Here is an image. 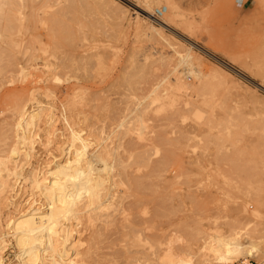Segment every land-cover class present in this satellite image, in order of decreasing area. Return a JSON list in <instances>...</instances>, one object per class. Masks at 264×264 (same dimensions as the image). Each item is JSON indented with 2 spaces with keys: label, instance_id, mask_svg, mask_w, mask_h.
<instances>
[{
  "label": "rangeland",
  "instance_id": "374dc122",
  "mask_svg": "<svg viewBox=\"0 0 264 264\" xmlns=\"http://www.w3.org/2000/svg\"><path fill=\"white\" fill-rule=\"evenodd\" d=\"M11 1L0 10V157L29 177L67 158L72 131L90 138L87 157L103 153L110 165L106 206L79 203L80 221H70L77 247L55 259L226 264L211 249L220 232L253 238L230 264H264V0ZM26 101L42 113L31 150L16 140ZM14 144L23 148L13 157ZM0 167L13 199L0 203L4 257L24 264L8 220L31 200L48 205L30 180L14 198L15 173Z\"/></svg>",
  "mask_w": 264,
  "mask_h": 264
},
{
  "label": "bare ground",
  "instance_id": "6f19581e",
  "mask_svg": "<svg viewBox=\"0 0 264 264\" xmlns=\"http://www.w3.org/2000/svg\"><path fill=\"white\" fill-rule=\"evenodd\" d=\"M9 0H0V10L2 8H4L7 4ZM16 1V0H15ZM37 1V0H36ZM11 0H10V4H11ZM51 2V1H50ZM32 3V2H31ZM15 4V3H13ZM54 4V3H51ZM12 5V4H11ZM14 6V5H13ZM23 6V5H22ZM52 6V5H51ZM56 6V4L54 5ZM10 7V6H9ZM16 6H14L13 8H15ZM23 8V7H22ZM52 8V7H51ZM49 8V9H51ZM54 8V7H53ZM7 9V7H6ZM21 9V8H20ZM13 10V9H12ZM53 10V9H51ZM5 11V10H3ZM19 11V8H18ZM33 11V10H32ZM45 11V10H44ZM145 11V10H144ZM20 12V11H19ZM17 12V13H19ZM53 13V12H52ZM56 13V12H55ZM22 14V13H21ZM57 14V13H56ZM61 14V13H60ZM148 14V12H147ZM149 15L152 17L153 15L151 13H149ZM148 15V16H149ZM4 16V15H3ZM21 17V16H20ZM68 18V17H67ZM153 18V17H152ZM23 19V18H22ZM3 20V19H2ZM2 20H0V25L2 24ZM20 21V20H19ZM162 21V20H161ZM5 22V19H4ZM165 22V21H164ZM18 23V22H17ZM161 22H159L160 24ZM167 23V22H165ZM15 24V23H14ZM13 24V25H14ZM162 24V23H161ZM164 25V24H163ZM11 26V25H10ZM174 26V25H173ZM163 27V26H162ZM6 28V27H5ZM12 28V26H11ZM44 28V27H43ZM50 28V27H49ZM14 29V28H13ZM24 29V28H23ZM9 30V28H8ZM12 31V30H10ZM3 32V31H2ZM1 32V33H2ZM6 33V32H5ZM2 35V34H1ZM12 36V34H10ZM2 37V36H1ZM9 37V35H8ZM18 37V36H17ZM24 38V37H23ZM11 39V38H10ZM1 40V39H0ZM6 41V40H5ZM4 41V42H5ZM7 41H9V39H7ZM2 43V42H1ZM164 43V42H163ZM182 43V42H181ZM3 44V43H2ZM2 44H0V50L5 47ZM9 44V43H8ZM5 45V44H4ZM7 45V44H6ZM13 45V44H11ZM8 46V45H7ZM11 47V46H9ZM157 47V46H156ZM165 47V46H164ZM6 48V47H5ZM15 48V47H14ZM161 47H159L160 49ZM10 48H8L9 50ZM13 49V48H12ZM11 49V50H12ZM11 50L10 53H11ZM176 50V49H175ZM14 51V50H13ZM7 52V50L5 52H1L2 54H5ZM13 53V52H12ZM11 53V54H12ZM179 53V50H178ZM3 56V55H1ZM0 56V57H1ZM192 56V55H191ZM39 57V56H38ZM190 58V57H189ZM1 59V58H0ZM31 59V58H30ZM9 61V65L13 63V61L11 59H8ZM31 61V60H30ZM51 63V62H50ZM8 65V66H9ZM165 65V64H164ZM47 67H49L47 65ZM23 70V69H22ZM52 70V69H51ZM15 72V71H14ZM13 75V74H11ZM187 75V74H186ZM26 78V77H25ZM24 78V79H25ZM58 79V78H57ZM175 79V78H174ZM178 79H180L178 77ZM194 80V79H193ZM186 81V80H185ZM169 83V82H168ZM179 86V82H177V84ZM177 86V87H178ZM179 88V87H178ZM181 89V87H180ZM39 91V90H38ZM80 98V97H79ZM29 99V98H28ZM30 101L33 100L32 98L29 99ZM36 100V99H35ZM18 102V101H17ZM27 102L25 104H19L20 107L18 109V107H16V110H19V120L18 123H16V131H19V134H17L16 136H18V138L16 140H18V143L21 142L23 144H25L26 146L29 145L31 149H33L32 147H34V143L36 141V137L35 134L32 135L33 133H35L33 131V133H31L32 131L29 130L30 127L35 123V121L38 117H42V113L40 110H31L29 111V107H27ZM20 103V101H19ZM23 103V102H21ZM37 103V102H36ZM74 103V102H73ZM18 105V103H16ZM67 104V103H66ZM16 105V106H17ZM18 105V106H19ZM38 105V104H37ZM52 106V105H51ZM31 107V106H30ZM36 107V106H35ZM42 106H40L41 108ZM43 108V107H42ZM51 109V108H49ZM49 115V113H47ZM46 116V113H45ZM69 116V115H68ZM52 117H54L52 115ZM80 118V117H79ZM160 118V117H159ZM18 119V117H17ZM42 119V118H41ZM45 119V118H44ZM49 119V118H48ZM161 119V118H160ZM46 120V119H45ZM64 120H67L66 117L64 118ZM42 121V120H41ZM81 121V120H80ZM44 122V121H43ZM42 122V123H43ZM68 122V120H67ZM70 122V120H69ZM38 123V122H36ZM141 123V122H140ZM14 124V123H13ZM32 124V125H31ZM47 124V123H46ZM67 124V123H65ZM70 124V123H69ZM80 124V123H79ZM85 124V123H84ZM31 125V126H30ZM35 125V124H34ZM45 125V124H44ZM38 126V125H36ZM34 126V127H36ZM48 126V125H47ZM69 126V125H67ZM84 126V125H83ZM5 127V126H4ZM45 127V126H44ZM49 127V126H48ZM47 127V128H48ZM33 127H31L32 129ZM18 129V130H17ZM52 129V128H51ZM48 130V129H47ZM54 130V129H53ZM74 130V129H73ZM81 130V129H80ZM8 131V130H6ZM38 132V131H37ZM43 132V131H42ZM48 132V131H47ZM72 132V131H71ZM70 135L72 138V144L70 142V144L72 145L71 149L68 150V153L66 154L67 158L60 162L58 161H54L55 165L52 167H49L48 169H46L45 171H43V169H33L30 172L29 177H27V175L24 177V171L23 172H16L15 171V166L17 169L18 164L20 163V167L23 166L21 164V162L16 161V164L14 166V171L10 170V165L9 168L7 167V158L6 160L2 157H0V166H5L4 170L7 171L8 176H11V172H13L12 174L14 175V181H13V185L12 187H10L11 189H13L12 192H14V198L17 196L16 194H21V192H23L25 190V186L27 181L30 180L29 183H32V187L33 190L38 191L37 193L40 194V196H44L46 199V203H47V207L48 209L46 210L44 207V203H37L35 204L36 200L34 201H30L28 203H33L34 205H30L29 204V208L27 209H21L20 210V216L16 219L13 217H10L8 220V226H12L15 229H13V232H15L14 230H16V233L14 234V236H16L15 239L16 240V244H18V247H21V251H22V257H23V261L24 264H36L38 263L39 260L44 258H47L46 255L48 256V259H52V263L50 264H61V260L63 259L62 256L65 255V257H68L67 255H69V247L71 246V249L74 250V241L72 242V238L74 229L77 227L71 224L70 221H72L71 219H74L72 216L74 215H78L79 210L77 211V209L80 206V202H82L83 199L87 198L88 201L90 202V206L91 209L93 208V204H102L101 207L104 205L106 206V203L104 204V201L102 199V192L101 189L102 187H104L106 179L102 176V172L104 170H107V168L110 166H108V162L107 159L105 157H103V153L102 154H98L97 152H95V154H89L92 155V157L90 158L89 155L88 157L86 156L87 152H88V147H90V145L92 144L91 142H88V140L90 138L86 137L83 138V135H80V133H74ZM81 132V131H79ZM83 132H84V128H83ZM82 133V132H81ZM51 134V133H49ZM1 135V134H0ZM4 135V134H3ZM85 135V134H84ZM44 136V135H43ZM63 136V135H62ZM83 136V137H82ZM50 137V136H49ZM42 138V137H41ZM62 138V137H61ZM64 138V137H63ZM88 138V140H87ZM15 140V141H16ZM39 140V139H38ZM44 140V139H43ZM63 141V140H62ZM92 141V140H91ZM253 141V140H252ZM9 142V141H8ZM48 142V141H47ZM46 142V144H47ZM67 142V141H66ZM158 142V141H157ZM17 143V142H15ZM79 143L80 146L77 147V144ZM91 143V144H90ZM260 143V142H259ZM9 144V143H8ZM22 144V145H23ZM48 144H50L48 142ZM61 144V143H60ZM59 144V145H60ZM63 144V142H62ZM2 145V144H1ZM17 145V144H16ZM57 145V144H56ZM70 145V146H71ZM45 146V145H44ZM63 146V145H62ZM69 146V148H70ZM14 149H12V154L9 153L10 155H12L14 157V155H18L19 149L22 150V148H17L14 144ZM16 147V148H15ZM59 147V146H58ZM73 147H75L74 151ZM92 147V146H91ZM140 147V146H139ZM61 148V147H60ZM133 148V147H132ZM58 149V148H57ZM5 150V149H4ZM20 150V151H21ZM24 150V149H23ZM62 150V149H61ZM1 151V150H0ZM3 151V150H2ZM9 151V150H8ZM29 151V150H28ZM55 151V150H54ZM64 151V150H63ZM65 152V151H64ZM90 152V151H89ZM88 152V153H89ZM5 153V152H4ZM61 153V152H60ZM63 153V152H62ZM9 154H7L9 156ZM27 155V153H25ZM29 156L31 155V152L28 153ZM70 154V155H69ZM71 154H74V157L71 156ZM105 154V153H104ZM1 155V154H0ZM4 155V154H2ZM50 155V154H49ZM102 155V156H101ZM248 155V154H247ZM106 156V155H104ZM4 157V156H3ZM11 156H9V160ZM16 157V156H15ZM57 157V156H56ZM28 158V155H27ZM32 158V157H31ZM55 158V157H54ZM254 158V157H253ZM13 159V158H12ZM11 159V160H12ZM30 159V157H29ZM46 159V158H45ZM60 159V158H59ZM31 160V159H30ZM246 160V159H245ZM12 162L14 163L15 161L12 160ZM28 162V161H27ZM140 162V161H139ZM10 163V161H9ZM8 163V164H9ZM24 163V162H23ZM37 163V161H36ZM157 163V162H156ZM252 163V162H251ZM257 163V162H256ZM38 164V163H37ZM102 164V166L100 167L99 165ZM13 165V164H12ZM26 165V164H25ZM49 165H51V162L49 163ZM53 165V164H52ZM155 165V164H154ZM241 165V164H240ZM99 166V167H98ZM13 167V166H12ZM1 168V167H0ZM46 168V166H45ZM22 169V167H21ZM24 169V168H23ZM22 169V170H23ZM110 169V168H108ZM3 170V169H2ZM0 170V176L2 177L4 175V177L2 178V180L5 178V180L2 181V185L0 183V187L2 186V192H0V203L3 202L2 200H7L5 202H8V200L10 199L7 193V189H8V184L9 182H7L8 178L7 176H5V173L3 174V171ZM20 170V169H19ZM259 171V170H258ZM261 173V172H259ZM127 174V173H126ZM7 175V174H6ZM138 175V174H136ZM262 175V174H261ZM133 177V176H132ZM27 180V181H26ZM133 181V180H132ZM1 182V181H0ZM146 185V184H145ZM136 187V186H135ZM32 189V188H31ZM141 189V188H140ZM118 190V189H117ZM9 191V190H8ZM232 192V191H231ZM34 193V192H33ZM13 194V193H12ZM12 196V195H11ZM20 196V195H19ZM108 196V195H107ZM238 196V195H237ZM13 197V196H12ZM43 197V198H44ZM186 197V196H185ZM34 199V198H33ZM107 199V198H106ZM105 199V201H106ZM11 201L13 199H10ZM16 200V199H15ZM48 200V202H47ZM108 200V199H107ZM244 200V199H243ZM119 201V200H118ZM38 202V201H37ZM150 202V201H149ZM159 202V201H158ZM10 203V201L8 202ZM26 203V202H25ZM87 203V202H86ZM108 203H110V201H108ZM107 203V205H109ZM5 204V203H4ZM7 204V203H6ZM23 204V203H22ZM38 204H40V206H38ZM9 205V204H8ZM82 205V204H81ZM86 205V204H83ZM140 205V204H139ZM159 205V204H158ZM97 206V205H96ZM100 206V205H99ZM97 206V207H99ZM167 206V205H166ZM28 207V206H27ZM82 208V206H80ZM86 207V206H85ZM85 207H83L85 209ZM95 207V206H94ZM100 207V208H101ZM79 208V209H81ZM162 208V207H161ZM230 208V207H229ZM86 209L89 211V207L87 206ZM96 209V207H95ZM99 209V208H98ZM136 209V208H135ZM83 209H81L82 211ZM85 211V210H84ZM162 211V210H161ZM256 212V211H255ZM160 213V212H159ZM81 214V213H79ZM126 214V213H125ZM256 214V213H255ZM76 215V216H77ZM99 215V214H98ZM79 217V216H77ZM75 217L74 220H79L80 218ZM100 217V216H99ZM13 220H12V219ZM62 218H64L65 220H67L68 224H66L65 222H62ZM77 218V219H76ZM134 219V218H133ZM80 221V220H79ZM123 221V220H122ZM77 222V221H76ZM61 223H63L62 225H60ZM78 224H80L79 222H77ZM138 224V223H137ZM77 225V224H76ZM7 226V228H8ZM79 226V225H78ZM77 231V229L75 230V232ZM219 231V230H218ZM259 231V236L261 239H264V235L260 234V232H262V230H258ZM10 232V231H9ZM222 232V231H221ZM3 233V232H2ZM5 234V232H4ZM7 234V233H6ZM11 234V233H10ZM226 234V233H224ZM3 234L0 235V264H6L5 261V257H4V251L6 249L7 244L4 241V238L2 236ZM2 236V237H1ZM5 236V235H4ZM73 236V237H72ZM231 237V236H230ZM216 238V242H215V246H211V249L213 250V252H218L220 258L226 263V264H230L231 262H234L236 259H238L239 257H243L244 254L246 253V245L252 241L253 238H250L251 240H246L243 241L241 240L240 237H235L232 239H228L226 236H224L223 234H221L220 232L215 236ZM78 240V239H76ZM72 243V245H71ZM77 243V242H76ZM76 245V244H75ZM78 245V243H77ZM223 249L226 250V252L228 253H222ZM19 250V251H20ZM76 250V249H75ZM78 250V249H77ZM224 250V251H225ZM76 253V252H75ZM80 253V252H78ZM77 253V254H78ZM221 253V254H220ZM55 255H59L62 257V259L59 261L58 259H60L61 257L58 256V259H55L57 257H55ZM71 255V254H70ZM75 256V254L73 255ZM77 256V255H76ZM75 256V257H76ZM52 257V258H51ZM64 257V258H65ZM75 257L73 259H70V264H86L84 262H77L75 261ZM21 258V257H20ZM72 258V257H71ZM168 259L171 261V256H168ZM65 260V259H63ZM73 260V261H71ZM42 261V260H41ZM40 263H43L41 262ZM66 262V261H65ZM68 259L66 264L68 263ZM48 263V262H47ZM45 261V264H47ZM48 263V264H49ZM63 263V262H62ZM69 264V263H68ZM263 264V262H262Z\"/></svg>",
  "mask_w": 264,
  "mask_h": 264
},
{
  "label": "built area",
  "instance_id": "2783aa9c",
  "mask_svg": "<svg viewBox=\"0 0 264 264\" xmlns=\"http://www.w3.org/2000/svg\"><path fill=\"white\" fill-rule=\"evenodd\" d=\"M238 264H252V262L250 260H245V259H242Z\"/></svg>",
  "mask_w": 264,
  "mask_h": 264
}]
</instances>
